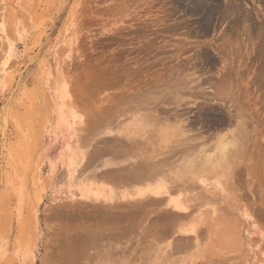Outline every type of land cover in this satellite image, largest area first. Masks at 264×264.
Here are the masks:
<instances>
[{
	"label": "rangeland",
	"instance_id": "obj_1",
	"mask_svg": "<svg viewBox=\"0 0 264 264\" xmlns=\"http://www.w3.org/2000/svg\"><path fill=\"white\" fill-rule=\"evenodd\" d=\"M0 13L17 69L5 153L20 139L44 174L52 141L83 126L88 147L121 146L139 184L187 197L195 213L174 235L187 264L194 244L197 264H264V0H0ZM65 191L45 186L20 229H0L16 240L0 245L10 264H69L90 237L99 215ZM138 206L141 257L146 224L166 238V213Z\"/></svg>",
	"mask_w": 264,
	"mask_h": 264
},
{
	"label": "crops",
	"instance_id": "obj_2",
	"mask_svg": "<svg viewBox=\"0 0 264 264\" xmlns=\"http://www.w3.org/2000/svg\"><path fill=\"white\" fill-rule=\"evenodd\" d=\"M5 23L6 19L0 13V103L5 100L17 78V69L11 67V56L5 41L10 37ZM75 128L74 131L63 132L67 135L65 138L52 141V147L45 152L44 174L41 167L27 160L20 139L14 143L10 153L0 148V214L3 215L0 229H20L27 221L26 213L32 210L31 207L27 210L26 199L38 194L42 197L44 187L50 185L55 196L64 188L66 191L63 195L68 201L82 203L84 210L99 215V221L83 223V229L89 231L90 237L75 240L80 247L73 258L68 254L69 264H187V241L174 236L176 229L186 226L195 213L187 197L170 193L167 186L139 184L138 169L131 160L124 162L121 146L118 153L117 144L112 149L111 143H115V140L108 144L98 142L91 148L85 143L84 127ZM2 137L4 135L0 136L1 140ZM95 155H100V158L97 157L92 165ZM139 203H147V208L156 206L166 213V238L156 243L154 225L146 224V248L141 257L136 216ZM15 215L18 220L13 223L14 227H10ZM171 218L176 222L170 229ZM15 241L14 238L3 237L0 238V245L13 246ZM159 244L164 250L156 259L155 246ZM6 250H2L0 264H10L12 254L5 253ZM197 251V244H194L192 264H197ZM23 264L27 263L24 261Z\"/></svg>",
	"mask_w": 264,
	"mask_h": 264
},
{
	"label": "bare ground",
	"instance_id": "obj_3",
	"mask_svg": "<svg viewBox=\"0 0 264 264\" xmlns=\"http://www.w3.org/2000/svg\"><path fill=\"white\" fill-rule=\"evenodd\" d=\"M212 9V8H211ZM198 12V11H197ZM202 12V11H201ZM227 12V11H226ZM205 30V29H204ZM179 151V150H178ZM170 164V163H169ZM149 170V169H148ZM142 172V171H141ZM145 172V171H144ZM149 176V175H148ZM144 178V177H143Z\"/></svg>",
	"mask_w": 264,
	"mask_h": 264
}]
</instances>
